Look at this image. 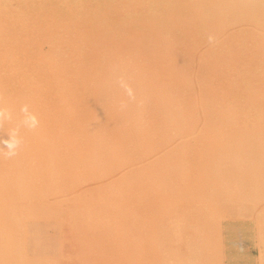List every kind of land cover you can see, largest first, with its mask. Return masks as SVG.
<instances>
[{
	"label": "rangeland",
	"instance_id": "1",
	"mask_svg": "<svg viewBox=\"0 0 264 264\" xmlns=\"http://www.w3.org/2000/svg\"><path fill=\"white\" fill-rule=\"evenodd\" d=\"M0 140V264H264V0H0Z\"/></svg>",
	"mask_w": 264,
	"mask_h": 264
},
{
	"label": "bare ground",
	"instance_id": "2",
	"mask_svg": "<svg viewBox=\"0 0 264 264\" xmlns=\"http://www.w3.org/2000/svg\"><path fill=\"white\" fill-rule=\"evenodd\" d=\"M231 5H236V3L234 2V1H232L231 3H230ZM179 9V8H178ZM187 16L188 15H185V17H184V20L182 21V22H180V30L179 31H185L186 29H188L192 24L191 23H189V20L187 19ZM235 17H236V15H235ZM155 20H157L158 19V17H156V18H154ZM155 20H154V23H155V26H154V28L156 29V33H159L160 31H162L161 30V28H165L166 30H169L170 29V26H169V24H162V23H160V22H155ZM237 20V19H236ZM233 26V25H232ZM184 29V30H183ZM177 35H178V32L177 33H175V36L177 37ZM180 35V34H179ZM61 52V51H60ZM65 54V53H64ZM185 69V68H184ZM120 71V70H119ZM124 73V72H123ZM116 75V74H115ZM107 79V78H106ZM125 81V80H124ZM196 83V82H195ZM23 94V93H22ZM24 95V94H23ZM19 96H21V92H20V95ZM28 96V95H27ZM16 97V96H15ZM14 98V97H13ZM25 98V97H24ZM15 99H17V98H15ZM20 98H18V100H19ZM21 99H22V97H21ZM21 99H20V101H21ZM10 100H13V99H10ZM23 100V99H22ZM25 101V100H24ZM24 101H22V103H24L25 104V102ZM28 101V100H27ZM136 107H137V105H136ZM139 111V108H135L134 107V109L133 108H128V113L129 114H127V115H129V117H131V116H133V117H136L137 116V112ZM240 113V112H239ZM239 115H241V114H239ZM237 123V122H236ZM238 124V123H237ZM61 128V127H60ZM107 129V128H106ZM20 140V139H19ZM24 140V139H23ZM22 140V141H23ZM262 143H264V142H262ZM56 147V146H55ZM169 148V147H168ZM17 149V148H16ZM167 149V148H166ZM56 150V149H55ZM59 150V149H58ZM18 151V150H17ZM16 151V152H17ZM162 151V150H161ZM156 155V154H155ZM46 163V162H45ZM78 163V162H77ZM114 163V162H113ZM141 164V163H140ZM47 165V164H46ZM95 165V164H94ZM130 165V164H129ZM78 166V165H77ZM47 167V166H46ZM49 167V166H48ZM80 167V166H79ZM40 168V167H39ZM126 168V167H125ZM121 172V171H120ZM124 172V171H123ZM101 173V172H100ZM128 175V174H127ZM237 175L239 176V173L237 172ZM95 176V175H94ZM234 176H236V175H234ZM238 176H236V177H238ZM251 176V175H250ZM104 177V176H103ZM61 180V179H60ZM74 180V179H73ZM119 182V181H118ZM34 183V182H33ZM101 183H102V181H101ZM128 184V183H127ZM111 185V184H110ZM75 188V187H74ZM78 188V187H77ZM123 188V187H122ZM126 188V187H125ZM80 189V188H79ZM41 190H43V189H41ZM75 190H77V189H75ZM113 190V189H112ZM54 191V190H53ZM74 191V190H73ZM118 195V194H117ZM87 196V195H86ZM55 197V196H54ZM60 197V196H59ZM58 197V198H59ZM95 200V199H94ZM107 201V200H106ZM111 204V203H110ZM82 205V204H81ZM247 206V205H246ZM250 206H252V205H250ZM102 207V206H101ZM96 209H97V207H96ZM99 209V208H98ZM97 209V210H98ZM91 210V209H90ZM100 210H102V209H100ZM104 210V209H103ZM253 210V209H252ZM101 214V213H100ZM110 214V213H109ZM179 216V215H178ZM229 218V217H228ZM176 219V218H175ZM188 220V219H187ZM107 225V224H106ZM258 226V225H257ZM102 227V226H101ZM175 228V227H174ZM90 232V231H89ZM178 232V231H177ZM187 234V233H186ZM87 235V234H86ZM111 237V236H110ZM169 237V236H168ZM87 238V237H86ZM105 240V239H104ZM180 240V239H179ZM185 243V242H184ZM78 246V245H77ZM104 246V245H103ZM169 246V245H168ZM102 249V248H101ZM192 249V248H191ZM93 251V250H92ZM100 251V250H99ZM100 253V252H99ZM91 256V255H90ZM89 256V257H90ZM94 256V255H93ZM100 259V258H99ZM105 261V260H104ZM182 262V261H181Z\"/></svg>",
	"mask_w": 264,
	"mask_h": 264
},
{
	"label": "clouds",
	"instance_id": "3",
	"mask_svg": "<svg viewBox=\"0 0 264 264\" xmlns=\"http://www.w3.org/2000/svg\"><path fill=\"white\" fill-rule=\"evenodd\" d=\"M208 39H209V41L211 42V41L213 40V37H212V36H209ZM121 86L124 87V89H125L127 95H128L130 98H134L133 91H132V89H131L130 87H128L126 84H123V82H122ZM5 143H7V142H6V141H2V140H0V144H5ZM9 147H10V145H9ZM9 155H10V156H11V155H15V153H14V152H10Z\"/></svg>",
	"mask_w": 264,
	"mask_h": 264
}]
</instances>
